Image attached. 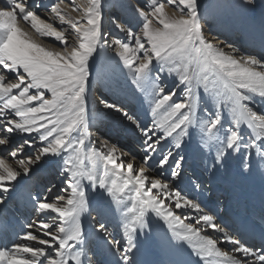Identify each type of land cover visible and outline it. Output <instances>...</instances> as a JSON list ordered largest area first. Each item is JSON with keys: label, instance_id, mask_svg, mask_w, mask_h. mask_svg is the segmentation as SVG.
Wrapping results in <instances>:
<instances>
[{"label": "snow or ice", "instance_id": "1", "mask_svg": "<svg viewBox=\"0 0 264 264\" xmlns=\"http://www.w3.org/2000/svg\"><path fill=\"white\" fill-rule=\"evenodd\" d=\"M255 4L5 0L0 205L23 190L25 207L40 218L20 231L0 219V234L16 238L0 247V264H136L138 239L157 228L167 264H264V194L258 214L229 217L198 198L202 183L184 186L195 147L209 181L236 184L259 174L264 191V28L259 35L246 29L244 48L221 39L211 23L225 9L244 21ZM101 54L146 98L144 118L118 95L96 97L92 69ZM109 118L132 134L129 146L99 134ZM45 172L60 185L43 184ZM54 189L59 194L50 196ZM112 217L123 242L109 229ZM257 228L259 244L241 238V230L255 236Z\"/></svg>", "mask_w": 264, "mask_h": 264}, {"label": "bare ground", "instance_id": "2", "mask_svg": "<svg viewBox=\"0 0 264 264\" xmlns=\"http://www.w3.org/2000/svg\"><path fill=\"white\" fill-rule=\"evenodd\" d=\"M201 2L202 6L207 8L209 7V5L214 3V0H201ZM76 3L80 4L82 3V0H76ZM4 5L5 0H0V7H3ZM67 11L70 15L74 17L77 15L76 13L72 12L70 8L67 9ZM212 11L213 13H215V9H212ZM211 23L216 27L215 30L219 32L221 39H223L222 35H228L230 39L233 37H238L237 41L239 40L242 44H244V46H241V43V45L237 43V47L247 48L248 44L245 30L251 29L255 32L256 35H259L261 29L264 28V0H256L254 10L247 13V18L244 21H241L240 18L231 10L225 9L221 11L218 15H215ZM220 25L223 26V31H220L218 27ZM21 26L23 27V24ZM233 30H240V32L242 33H238V35H236V32H233ZM30 34L37 41L46 43V46H57V42L51 38H41L34 32H31ZM225 50L230 51L229 49ZM108 55H111V53H109ZM114 68V63L108 60L104 54H101V56L97 58L96 64L92 69V87L94 92L100 89L97 87L99 86L97 83H100V81L101 83L103 82L104 85L107 87L106 90L110 92L106 94L105 92L108 91H104L103 89L101 95H99L100 97L106 96L109 99H116L111 98L110 93L118 95L121 101L124 102L126 106L131 105L129 107L130 111H134L135 113L139 114L142 118H144L148 109V101L143 95L138 92H134L131 89L130 85L126 83V75L121 74L119 70L113 71ZM117 125L118 124L113 125V128L116 130L117 133L107 134L99 128V134L102 135L105 139H109L111 137L110 139L113 142L121 144L122 147L129 146V144L125 145L121 141V138H124V136L120 134L122 131ZM121 126L123 127V125ZM123 131L125 132V130ZM129 138L131 140L132 137ZM186 165L195 166L192 171H194L196 175V181H199L203 185L198 198L202 197L203 200L210 206L223 208L225 211L222 213V215L231 214V216L234 215L233 217L243 216L245 212H248V209H250L251 211H255L257 214L259 213L261 196L262 194H264V191H262V180L259 174H256L255 176L249 179L238 181L236 184H233L230 181H217L218 186L207 188L208 185L211 186L212 184H214L215 181L212 180V183H207V178L205 177L207 174L204 170V161L200 153L195 151V147H193V155L188 160ZM47 178L49 180L52 179L50 177ZM191 183L192 182H190V180L186 178L184 181V186H190ZM41 191H43V189H41ZM53 191L56 192L57 190L55 189ZM33 193H35V191H33ZM204 195H208V198L206 199ZM219 195H223L224 197L222 198V196ZM50 196H54L53 192ZM26 201V192L20 190L17 193H14L6 201L5 204L0 205V219L11 220L13 224L16 225V231H20L22 226L24 230H31L26 228V222L29 220V217L27 216V211L31 207V204H27V207H25ZM38 218L40 217L35 216L33 220ZM257 222L259 223L258 219ZM82 223L86 229H89L90 217L87 214L82 217ZM111 224H117L115 217L110 218L109 229L114 228L111 227ZM110 231L112 232V230ZM112 233L117 239H121V241L123 242L124 238L121 230L118 231V229H116V231H113ZM15 239L16 238L14 232L12 231H9L7 234H0V247L5 245L10 246L11 243L15 241ZM163 240L164 231L159 228L154 229L151 235L140 237L137 241V251L134 254L135 261L137 260V257L139 255L144 258L151 254L152 256L163 257L164 264H167L171 256L169 250L164 246ZM29 243L35 244V242ZM224 247L225 249H227L230 248L231 245H224ZM113 260L114 258L109 255V262H112Z\"/></svg>", "mask_w": 264, "mask_h": 264}, {"label": "rangeland", "instance_id": "3", "mask_svg": "<svg viewBox=\"0 0 264 264\" xmlns=\"http://www.w3.org/2000/svg\"><path fill=\"white\" fill-rule=\"evenodd\" d=\"M212 27H213V29L215 30L216 29V27L214 26V25H212ZM233 32H236L235 34L236 35H238V33H242V32H240V30H233ZM227 34V33H226ZM228 36V35H227ZM222 37L224 38L225 36H223L222 35ZM229 37V36H228ZM230 38V37H229ZM237 38L238 37H233V38H231V40L233 41V42H236V44L237 43H241L239 40L237 41ZM242 44V43H241ZM240 44V45H241ZM241 46H244V44H242ZM99 86H97L98 88H100V89H98L97 91H95V95H96V97H100L99 95H101V93H102V90L104 89V91H108V90H106L107 89V87L104 85V83L102 82L101 83V81H100V83H97ZM95 87H96V85H95ZM110 91H108V92H105L106 94H108ZM110 96H111V98H116L117 97V95H115V94H113V93H110ZM128 106V108L131 106V105H127ZM203 106V105H202ZM112 123V124H111ZM114 124H118L117 126H119L120 127V129H121V135L122 136H124V138H121V141L125 144V145H128V144H130L129 142L131 141L130 140V138L129 137H132V134L131 133H129L128 131H126L125 130V128L124 127H122L121 126V124L119 123V121H115V120H112L111 118H109V119H107V120H105L104 122H103V124L102 125H100L99 126V128L100 129H102L105 133H107V134H109V133H111V134H114V133H117L116 132V130L113 128L114 126ZM109 126H111V127H109ZM123 130H125V132L123 131ZM111 138V137H110ZM186 167V174H188V175H185V179L187 178L188 180H190V182H194V181H196V175H195V173H194V171H192L193 169H194V165H186L185 166ZM193 167V168H192ZM205 176V175H204ZM47 177H50V178H52V179H48ZM206 178H207V183H212V181H209L208 180V177H207V175L205 176ZM41 180H42V183L43 184H49V186H51V184H56L57 186H59L60 185V180H59V178H54L53 176H51V175H49L47 172H45V173H42L41 174ZM185 181V180H184ZM215 182H214V184H212L211 186L210 185H208L207 186V188H210V187H216V186H218L217 185V180H214ZM45 182H47V183H45ZM32 184L33 185H35L36 184V180L34 179L33 181H32ZM41 189H43V187H41L39 190H41ZM32 190L33 191H37V188L35 187V186H33V188H32ZM55 190V189H54ZM43 191H44V189H43ZM57 191L56 192H54L53 191V194L54 195H57ZM52 194V193H51ZM50 194V195H51ZM59 194V193H58ZM219 196H222V198L224 197L223 195H219ZM204 197L207 199L208 198V195H204ZM29 212H28V217H29V222H31L33 219H34V217L36 216L35 215V213H33L32 211H31V207L29 208V210H28ZM114 225H117V224H111V227H114ZM116 229L117 228H110V230H112V232L113 231H116ZM151 257H153L151 254H149Z\"/></svg>", "mask_w": 264, "mask_h": 264}]
</instances>
